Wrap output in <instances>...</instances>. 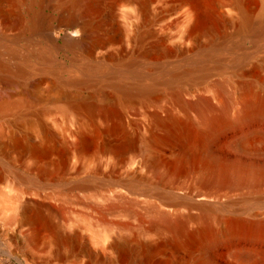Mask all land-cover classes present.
<instances>
[{
	"label": "bare ground",
	"instance_id": "1",
	"mask_svg": "<svg viewBox=\"0 0 264 264\" xmlns=\"http://www.w3.org/2000/svg\"><path fill=\"white\" fill-rule=\"evenodd\" d=\"M0 227L21 264H264V0H0Z\"/></svg>",
	"mask_w": 264,
	"mask_h": 264
},
{
	"label": "rangeland",
	"instance_id": "2",
	"mask_svg": "<svg viewBox=\"0 0 264 264\" xmlns=\"http://www.w3.org/2000/svg\"><path fill=\"white\" fill-rule=\"evenodd\" d=\"M70 58H72V55H63V56L60 57V60L62 62L66 61L65 63H70ZM89 220H95V219L94 218H89ZM100 231H101V229L92 228V230L86 232V235L88 237H91L93 233H97V232H100ZM5 233L6 232L0 227V263H2V264H21V262H19V260L16 258L19 255L23 254V252H24L23 251L24 247H23L21 241L19 239L15 240L14 248L16 250V254L14 256H12L13 258L12 257H7L6 255H7V253H9V248L6 245L7 236L5 235ZM101 243H102V241H101ZM100 244H98V245H93L92 244V245H93V247H96L97 249L100 250V246H99ZM86 254L89 255L91 253H86ZM83 255H85V254H83ZM218 258H219V260H222L221 259L222 258L221 255L218 256ZM29 260L30 261H28L29 263H27V264H64L63 262H61V263L52 262L50 260V258L45 255L44 252H42V254L40 253L38 258H36V259H33V258L29 257ZM70 261H75V258L71 259ZM23 264H24V262H23ZM75 264H99V263L93 261L90 257H87V258L80 257V260L75 262Z\"/></svg>",
	"mask_w": 264,
	"mask_h": 264
}]
</instances>
